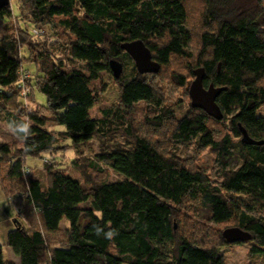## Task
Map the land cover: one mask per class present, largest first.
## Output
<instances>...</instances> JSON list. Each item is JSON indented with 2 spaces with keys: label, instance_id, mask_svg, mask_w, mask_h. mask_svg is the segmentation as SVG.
I'll use <instances>...</instances> for the list:
<instances>
[{
  "label": "trees",
  "instance_id": "trees-1",
  "mask_svg": "<svg viewBox=\"0 0 264 264\" xmlns=\"http://www.w3.org/2000/svg\"><path fill=\"white\" fill-rule=\"evenodd\" d=\"M242 1L204 0L203 24L209 31L201 37L205 59L200 68L206 72L205 87L226 88L217 98L222 120L191 107L172 133L177 145L194 143L214 152L220 181L135 136L128 147L96 155L124 179L90 183L89 188L52 164L46 165L45 183L27 160L51 153L60 139L78 149L105 131L108 122L92 116L98 100L92 84L111 71V60L132 62L123 43L142 40L161 67L175 56H191L184 0L22 1V17L34 26L57 20L71 39L67 57L55 59L40 50L33 61L38 77L34 84L27 78L25 86L29 97L34 89L44 94L47 106L28 113L21 95L20 44L15 36L0 38V119L3 115L23 140L19 148L0 142V187L7 199H18V207L23 203L25 217V222L15 219L7 234V245L20 262L7 261L0 244V264H225L219 247L179 235L177 217L189 203L202 206L214 224L235 221L252 235L251 254L264 256V0L257 3L258 13ZM0 18H16L11 5ZM74 61L84 67H72ZM147 75L134 64L132 74L121 76V104L126 109L140 102L154 105L157 125H162L174 111L165 108ZM178 79L187 85L185 78ZM212 122L222 124L218 134ZM242 129L263 143H242ZM93 161L88 165L101 170ZM33 216L40 219L39 228L28 220ZM63 221L68 224L63 244L53 246L48 238L61 231Z\"/></svg>",
  "mask_w": 264,
  "mask_h": 264
},
{
  "label": "rangeland",
  "instance_id": "rangeland-1",
  "mask_svg": "<svg viewBox=\"0 0 264 264\" xmlns=\"http://www.w3.org/2000/svg\"><path fill=\"white\" fill-rule=\"evenodd\" d=\"M23 0H10V5L16 18L12 20H3L0 18V38L5 36H15L17 43L20 44V52L23 57V73L31 78L34 84L38 77L37 67L33 63L40 54V50L48 51L50 55L57 58H65L68 55L67 46L71 37L64 31L57 20L41 26H34L29 18L22 17L20 7ZM244 1V0H243ZM242 1V2H243ZM246 8L256 10L259 0H245ZM187 10V26L191 31L192 39L189 46L190 57H173L168 66H162L159 73L148 74L147 79L156 89L164 101V106L168 110L174 111V118L166 120L162 125H157L158 116L154 105L146 102H140L131 109H126L121 104V83L116 79L113 72H104L100 79L93 82L92 87L97 95V103L92 109V116L99 120L108 122L105 131L88 143L75 148L70 140L60 139L51 153H45L36 158H29L27 166L33 170V174L41 178L45 183L47 180V164H52L54 170H61L73 177L79 179L86 188L88 184L105 181L123 180V176L113 171L107 164L97 161L96 155L111 150L116 146H130L134 142L135 136L144 137L149 140L154 147L169 156H177L182 164L192 170H200L212 177V180L220 181L217 178V166L215 154L210 149H200L196 144L177 145L172 138V133L178 120L193 110L191 108V99L189 88L195 75L192 71L200 68L201 62L205 59L202 54L201 37L204 32L209 31L204 24V14L206 4L204 0H184ZM264 3V1H263ZM258 13V10H256ZM254 13V12H253ZM256 14V13H254ZM21 21V25L19 24ZM21 27L25 30H21ZM34 29H40L42 36H32L30 33ZM36 61V60H35ZM120 62V61H119ZM124 72L122 76L127 78L132 74L134 61L123 60ZM75 68H83L80 61L70 62ZM178 77H183L187 81L186 86H182ZM29 90V87H27ZM34 89V88H33ZM25 95V102L29 112L35 111L36 107L47 106V97L39 92L38 89L32 90ZM32 99V103H31ZM22 118L26 119L27 116ZM212 129L217 132L223 129L222 124L211 123ZM49 129L63 131L64 128L49 125ZM0 142L9 143L17 148L23 146V140L20 139L12 128L5 121L3 115L0 119ZM95 160L98 169L91 168L88 163ZM94 162V161H93ZM55 165V166H54ZM0 187V244L3 245L4 256L7 261L19 263L20 259L13 250L7 245L5 237L6 224L12 225V220L25 222L22 213H16L15 205L9 202V199L2 194ZM7 200L13 209V219H8L7 213L2 203ZM2 206V207H1ZM23 208V203L19 204ZM10 218V217H9ZM31 219V220H30ZM28 219L34 221L40 227V219L33 216ZM176 224V223H175ZM61 231L49 236V243L53 246L63 244L65 237L66 221L61 224ZM237 227L235 221L224 224H214L207 219L206 211L202 206L189 203L186 208L179 212L176 228L179 235L197 242L202 246L219 247L224 258L225 264H264V256L252 255L250 250L253 245L251 241L237 244H224L221 238L223 231L228 228Z\"/></svg>",
  "mask_w": 264,
  "mask_h": 264
},
{
  "label": "water",
  "instance_id": "water-1",
  "mask_svg": "<svg viewBox=\"0 0 264 264\" xmlns=\"http://www.w3.org/2000/svg\"><path fill=\"white\" fill-rule=\"evenodd\" d=\"M9 5L10 0H0V11ZM121 48L134 61L136 70L141 75L159 73L161 64L153 59L151 49L142 40L125 42L121 45ZM109 64L114 77L117 80L120 79L124 72L123 64L118 60H111ZM194 75L195 79L189 88L191 107L205 111L216 120H222L223 112L217 104V98L226 88L215 87L214 84L205 87L206 72L204 68L195 70ZM242 134V143L246 145H260L263 143L252 140L243 129ZM14 224H17V220H14ZM222 236L228 244L244 243L252 240L251 233L239 227L226 229L223 231Z\"/></svg>",
  "mask_w": 264,
  "mask_h": 264
},
{
  "label": "built area",
  "instance_id": "built-area-1",
  "mask_svg": "<svg viewBox=\"0 0 264 264\" xmlns=\"http://www.w3.org/2000/svg\"><path fill=\"white\" fill-rule=\"evenodd\" d=\"M30 35L38 37V36H42L43 33H42V31L40 29H34L32 31V33H30ZM21 76H22L21 77V81H20V86L22 87V94L21 95L23 96V98L25 100V95H27L28 94L27 91H29L28 88L25 86V80L28 78V75H26V74H24L22 72ZM17 200L18 199H15V198H9V202L13 203V204H16ZM15 207H16V213L15 214H20L21 213V209L18 208L17 205H15Z\"/></svg>",
  "mask_w": 264,
  "mask_h": 264
},
{
  "label": "crops",
  "instance_id": "crops-1",
  "mask_svg": "<svg viewBox=\"0 0 264 264\" xmlns=\"http://www.w3.org/2000/svg\"><path fill=\"white\" fill-rule=\"evenodd\" d=\"M9 125V124H8ZM10 126V125H9ZM3 194V193H2ZM2 206L4 207L3 209H5V211L6 212H8L7 213V216H8V219H13L14 218V216H13V209H12V206L10 205V203L7 201V200H5V197H4V201H3V203H2ZM1 206V207H2ZM10 217V218H9ZM14 219L12 220V225L10 224H6V231H5V237H6V239H7V234H8V232L14 227Z\"/></svg>",
  "mask_w": 264,
  "mask_h": 264
}]
</instances>
